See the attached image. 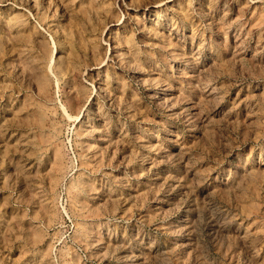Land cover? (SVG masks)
Here are the masks:
<instances>
[{"label":"rangeland","instance_id":"obj_1","mask_svg":"<svg viewBox=\"0 0 264 264\" xmlns=\"http://www.w3.org/2000/svg\"><path fill=\"white\" fill-rule=\"evenodd\" d=\"M0 264H264V0H0Z\"/></svg>","mask_w":264,"mask_h":264}]
</instances>
